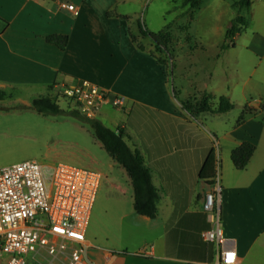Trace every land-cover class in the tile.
Here are the masks:
<instances>
[{"label": "crops", "instance_id": "1", "mask_svg": "<svg viewBox=\"0 0 264 264\" xmlns=\"http://www.w3.org/2000/svg\"><path fill=\"white\" fill-rule=\"evenodd\" d=\"M207 1L190 16L205 9ZM60 2L74 5L76 14L60 9ZM148 7L147 0H0V92L5 99L16 96L17 102L29 106L37 97L55 96L63 85L86 81L109 94L98 121L113 123L110 114L121 115L114 130H122L151 171L158 210L154 219L134 210L122 214L119 251L89 252L95 264H218L222 250H233L236 264H264V158L258 156L264 131L259 138L241 128L221 133L214 119L207 127L195 121L199 115L194 119L183 109L182 104L209 97L216 110L213 101L220 97L230 101V95L222 83L211 84L214 64L200 60L201 48H179L178 99L170 94L166 68L143 44L149 38L142 30L154 33L141 25ZM181 7L187 15L188 8ZM245 12L252 18L264 17V0H255ZM52 35L68 37L64 51L46 42ZM119 97L124 101L121 109L112 103ZM204 114L220 119L227 113L200 115ZM139 118L141 123L135 125ZM243 142L254 144L256 150L246 168L238 171L230 156ZM212 149L218 162L216 177L208 182L199 173ZM116 165L131 187L126 172L111 162V168ZM217 186L226 240L221 246L201 238L210 228L204 200ZM86 241L91 246L90 239Z\"/></svg>", "mask_w": 264, "mask_h": 264}, {"label": "rangeland", "instance_id": "2", "mask_svg": "<svg viewBox=\"0 0 264 264\" xmlns=\"http://www.w3.org/2000/svg\"><path fill=\"white\" fill-rule=\"evenodd\" d=\"M236 1L208 0L202 7L205 9L192 17L183 15L186 9L181 7L179 0H147L149 7L143 13L146 22L141 25L154 34H164L162 43L166 49L157 48L151 39L143 44L152 48L154 60L158 58L164 63L170 94L173 93L176 99L179 81L176 59L177 55L182 54L179 48L203 49L204 54L199 53L200 60L214 64L211 84H223L230 95L233 109L220 119L204 114L194 118L195 121L209 127L210 121L214 119L221 133L230 134L241 128L258 134L259 138L260 130L264 131V42L260 39H264V17L254 18L253 15L252 18L251 13L240 12V16L249 21V27L234 41V48L221 50L229 19L237 15L229 5ZM250 1L252 4L255 0ZM213 102L217 107L218 99ZM58 104L65 111L74 110L62 97L58 99ZM21 105L16 101V96H7L0 102V168L34 161L44 167L63 164L100 173L102 178L88 222L86 240L90 239L92 248L89 252L93 254L96 249L119 251L123 243L119 229L120 217L133 210L130 203L132 189L126 177L119 173L117 165L111 168V162L114 161L87 126L83 128L82 124L67 116H44L21 109ZM127 112H124L126 117ZM242 114L244 121L238 125ZM110 115L113 123L107 119L101 122L114 130L122 118L119 114ZM141 121L140 118L136 119L135 125ZM153 126L146 125L148 129H153ZM130 133L133 134V130ZM262 136L258 144L259 159L264 158V132ZM126 141L133 150L127 137ZM0 258L5 259V256Z\"/></svg>", "mask_w": 264, "mask_h": 264}, {"label": "built area", "instance_id": "3", "mask_svg": "<svg viewBox=\"0 0 264 264\" xmlns=\"http://www.w3.org/2000/svg\"><path fill=\"white\" fill-rule=\"evenodd\" d=\"M60 9L76 14L72 4ZM63 98L82 117L97 119L109 94L89 82L63 85L53 96ZM114 108L124 101L114 98ZM101 174L59 164L44 167L25 161L0 168V264H95L86 230L99 189ZM203 212L210 228L201 238L221 246L220 189L204 200ZM218 264H236L233 250L220 251Z\"/></svg>", "mask_w": 264, "mask_h": 264}, {"label": "trees", "instance_id": "4", "mask_svg": "<svg viewBox=\"0 0 264 264\" xmlns=\"http://www.w3.org/2000/svg\"><path fill=\"white\" fill-rule=\"evenodd\" d=\"M183 7L188 8V14L192 15L193 12L206 0H179ZM250 0H237L231 4V7L237 12L236 17L232 20L229 28L225 34V41L222 49L234 48V41L241 32L248 29L249 21L240 16V12L247 11L250 8ZM144 38L151 39L157 48L162 47V40L164 34L147 33L142 30ZM48 44H52L64 51L68 45V37L60 35H52L46 38ZM142 49V47H139ZM157 62L161 65L164 63L156 58ZM5 99V95L0 92V102ZM183 109L192 117H197L201 113L211 112L217 114H225L233 109L232 103L226 97L218 99V106L216 110L212 109L211 98L203 97L192 102L182 104ZM21 109H28L44 116H67L78 123L87 126L92 132L94 138L101 144L102 148L108 156L115 161L128 176L133 192V210L134 213L141 217L154 219L157 214V205L159 201V194L152 182V174L148 167L144 164L142 156L136 151L132 150L126 141V136L121 129L112 130L105 127L97 119H86L82 117L77 111H65L59 104L58 100L52 96L37 97L32 100L29 106L21 105ZM244 121V114H242L237 124L240 125ZM256 147L250 142H243L231 152V162L234 168L242 171L248 165L252 158ZM216 155L212 149L204 164L201 167L199 176L204 181H212L216 177L215 163Z\"/></svg>", "mask_w": 264, "mask_h": 264}]
</instances>
